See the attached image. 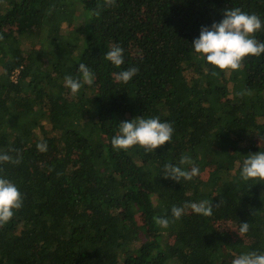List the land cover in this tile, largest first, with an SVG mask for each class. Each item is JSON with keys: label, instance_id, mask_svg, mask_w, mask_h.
Listing matches in <instances>:
<instances>
[{"label": "trees", "instance_id": "trees-1", "mask_svg": "<svg viewBox=\"0 0 264 264\" xmlns=\"http://www.w3.org/2000/svg\"><path fill=\"white\" fill-rule=\"evenodd\" d=\"M77 1L86 21L66 35L70 0H0V153L11 157L0 177L23 195L0 225V264H231L264 252V181L240 177L246 156L264 151V54L214 74L191 44L233 8L264 21V0ZM15 25L23 36L37 27L60 36L41 35L40 48L27 50L12 39ZM254 35L264 42V29ZM114 47L123 49L120 67L104 57ZM131 67L136 75L120 82ZM69 75L82 81L76 94L65 86ZM137 116L169 122L170 143L113 150L119 123ZM205 161L214 168L207 177ZM166 164L199 173L175 181ZM191 202L212 214L188 207L171 216ZM241 222L249 240L220 227Z\"/></svg>", "mask_w": 264, "mask_h": 264}, {"label": "clouds", "instance_id": "clouds-1", "mask_svg": "<svg viewBox=\"0 0 264 264\" xmlns=\"http://www.w3.org/2000/svg\"><path fill=\"white\" fill-rule=\"evenodd\" d=\"M264 29V21L256 14H250L239 8H233L224 12L219 22L211 25H203L200 34L191 44L193 50L199 54L215 70H237L241 62L249 55L260 56L264 54V42L255 38V33ZM105 59L113 65L120 67L124 63L123 49L114 47L104 53ZM79 73L83 82L93 83L94 74L84 63L79 65ZM135 67L128 68L118 74V80L127 83L136 75ZM82 81L71 75L65 77V86L76 94ZM173 127L167 121L159 117L137 116L131 120L121 121L119 131L111 138L113 150H127L139 145L146 152L155 151L157 148L170 143L173 135ZM40 151L47 148L45 143L37 145ZM11 157L7 152L0 153V162H9ZM191 163L190 157H182L180 164ZM199 173L198 167L184 169L173 164L165 165V177L175 181L191 180ZM240 177L243 180L264 181V151H258L246 156L240 169ZM23 205V195L18 186L11 180L0 177V225L7 224L14 216L15 210ZM190 207L196 214L209 216L212 207L206 202H191L184 206H173L171 216L180 219L185 208ZM157 223L164 228L169 225L167 217H158ZM249 231V223L241 222L238 233L245 234ZM231 264H264V252L249 251L241 253L233 258Z\"/></svg>", "mask_w": 264, "mask_h": 264}, {"label": "rangeland", "instance_id": "rangeland-1", "mask_svg": "<svg viewBox=\"0 0 264 264\" xmlns=\"http://www.w3.org/2000/svg\"><path fill=\"white\" fill-rule=\"evenodd\" d=\"M71 2H73L74 5H68L66 4L64 9L62 10V32L66 35H75L76 33H78L79 31H81V27L84 24V22L86 21V17L84 14V10L82 9V6L80 5L79 1L77 0H70ZM87 14H89V17H91V13L88 11H85ZM18 27L15 25L12 27L11 33L13 35L12 39H16V41H18L21 46L25 49H30V50H35V49H39L41 44H40V39H41V35H43L46 39H47V35L46 33L49 35V32H44L43 30H41L40 27L34 28L32 30V32L27 35V36H23L20 35L19 32L17 31ZM51 38H54L56 36H60V31L56 34H51L49 35ZM34 40V41H33ZM135 56H138L140 53L139 51H134ZM85 91L88 92V84H86L84 87ZM237 89V88H235ZM56 153L55 151H50L49 155H52ZM49 157V156H47ZM205 161V165L206 168L205 170L202 172L204 177L209 176L210 171L214 170V168L209 165L208 163ZM208 165V166H207ZM220 227L223 230H227L230 233H232L233 235H235L236 237H239L241 239L244 240H249V237H246L243 234H239L238 231V225L235 223H221Z\"/></svg>", "mask_w": 264, "mask_h": 264}, {"label": "built area", "instance_id": "built-area-1", "mask_svg": "<svg viewBox=\"0 0 264 264\" xmlns=\"http://www.w3.org/2000/svg\"><path fill=\"white\" fill-rule=\"evenodd\" d=\"M17 74V73H16ZM15 78H16V76H15Z\"/></svg>", "mask_w": 264, "mask_h": 264}]
</instances>
